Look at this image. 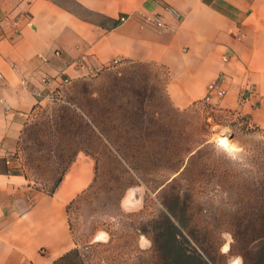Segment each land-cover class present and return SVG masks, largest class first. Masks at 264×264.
Masks as SVG:
<instances>
[{
    "label": "crops",
    "instance_id": "0c3cea01",
    "mask_svg": "<svg viewBox=\"0 0 264 264\" xmlns=\"http://www.w3.org/2000/svg\"><path fill=\"white\" fill-rule=\"evenodd\" d=\"M80 55L97 69L157 64L177 108L203 99L223 72L226 92L212 104L264 128V0H0V161L32 112L86 73ZM242 90L252 103L238 104ZM96 165L78 152L52 193L0 167V264H51L75 245L67 206L94 182Z\"/></svg>",
    "mask_w": 264,
    "mask_h": 264
},
{
    "label": "rangeland",
    "instance_id": "374dc122",
    "mask_svg": "<svg viewBox=\"0 0 264 264\" xmlns=\"http://www.w3.org/2000/svg\"><path fill=\"white\" fill-rule=\"evenodd\" d=\"M165 79L154 63H111L71 80L57 100L32 112L22 131L15 165L42 192L78 152L96 157L94 182L67 206L74 246L86 264H159L152 241L142 248L140 238L151 240L154 225L163 223L153 221L161 218L162 200L173 194L191 223L204 229L201 241L214 246L218 264L238 256L220 248L232 243L233 214H243L241 204L255 196L238 193L242 166L229 160L264 141L262 131L245 115L203 99L175 107ZM199 147L201 155L189 158ZM189 160L202 175L179 174Z\"/></svg>",
    "mask_w": 264,
    "mask_h": 264
},
{
    "label": "trees",
    "instance_id": "16d2710c",
    "mask_svg": "<svg viewBox=\"0 0 264 264\" xmlns=\"http://www.w3.org/2000/svg\"><path fill=\"white\" fill-rule=\"evenodd\" d=\"M57 98L58 95H55L52 101ZM240 117L244 119V116ZM88 127L92 128V125ZM254 130H261V135L264 136V128L254 125ZM200 155L199 147L189 155V158L197 159ZM229 161H235L242 166V170H238L242 181L238 193L246 198L255 196L253 203L241 204L239 210L244 211L243 214L237 213L231 217L233 228L230 249L243 257L244 264H264V141L260 140L255 144L250 153L242 149L239 156ZM68 165L62 168L46 193H52L56 189ZM0 167L5 172L24 174L19 171L17 165L9 170L4 157L1 158ZM177 171L184 176L199 177L203 174L201 167L193 164L191 160L184 163ZM225 171L227 172V168ZM214 175L219 173L215 172ZM179 201V194H173L170 200H162L164 211L161 213V218L153 220L154 223L163 222L154 225L151 238L159 264H218L217 257L220 255L213 248L214 246L201 241L204 229L191 223L185 210L178 206ZM206 233L209 234L208 231ZM51 264H86V261L79 247L73 246L54 259Z\"/></svg>",
    "mask_w": 264,
    "mask_h": 264
},
{
    "label": "built area",
    "instance_id": "2783aa9c",
    "mask_svg": "<svg viewBox=\"0 0 264 264\" xmlns=\"http://www.w3.org/2000/svg\"><path fill=\"white\" fill-rule=\"evenodd\" d=\"M169 11L172 13H175L174 8H168ZM126 18L125 15L120 16V20H124ZM144 21L146 23H153L156 25H162V21L158 16H144ZM223 60H226L227 57L225 55L222 56ZM118 60H113L112 63H116ZM76 64L84 69L86 73L84 75H89V74H96L100 69L95 68L94 66H91L87 63L86 58L84 55H80L78 59L76 60ZM0 77H2V74L0 73ZM226 74L225 73H220L211 83L208 84L206 94L203 97V101L209 104H212L213 99L216 97H221L225 94L226 88H225V81H226ZM63 82L68 83L69 79L64 78ZM252 103L250 101V96L247 92V90H242L239 94L238 98V104L239 105H244V104H250ZM18 152L15 150L14 152L7 154L4 156V161L8 169L10 170L13 166H15V163L18 159ZM30 202H32L34 199L28 198Z\"/></svg>",
    "mask_w": 264,
    "mask_h": 264
},
{
    "label": "clouds",
    "instance_id": "9594fccd",
    "mask_svg": "<svg viewBox=\"0 0 264 264\" xmlns=\"http://www.w3.org/2000/svg\"><path fill=\"white\" fill-rule=\"evenodd\" d=\"M122 207H123V202H122ZM130 210L131 209H127V208L124 209L125 212H128ZM103 235L106 236L107 234L105 233ZM222 235H230V233L222 234ZM145 242L149 246H151V240H148V238L145 235H142L141 238H140V246L142 248L144 247ZM226 249L230 251V245H227V244L226 245H222L221 248H220V253L222 255H227ZM228 264H244L243 257L242 256H236L234 258H231V259L228 260Z\"/></svg>",
    "mask_w": 264,
    "mask_h": 264
},
{
    "label": "snow or ice",
    "instance_id": "6c2138e0",
    "mask_svg": "<svg viewBox=\"0 0 264 264\" xmlns=\"http://www.w3.org/2000/svg\"><path fill=\"white\" fill-rule=\"evenodd\" d=\"M223 143V142H222ZM103 237L102 236H100V237H98V239H102Z\"/></svg>",
    "mask_w": 264,
    "mask_h": 264
},
{
    "label": "bare ground",
    "instance_id": "6f19581e",
    "mask_svg": "<svg viewBox=\"0 0 264 264\" xmlns=\"http://www.w3.org/2000/svg\"><path fill=\"white\" fill-rule=\"evenodd\" d=\"M222 141H225V138H223Z\"/></svg>",
    "mask_w": 264,
    "mask_h": 264
}]
</instances>
